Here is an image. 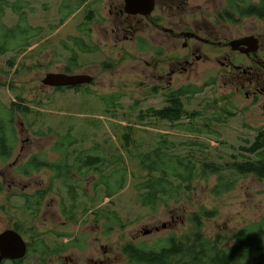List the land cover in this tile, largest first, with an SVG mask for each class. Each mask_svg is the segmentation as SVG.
<instances>
[{
  "label": "rangeland",
  "instance_id": "1",
  "mask_svg": "<svg viewBox=\"0 0 264 264\" xmlns=\"http://www.w3.org/2000/svg\"><path fill=\"white\" fill-rule=\"evenodd\" d=\"M113 1L9 0L8 5L0 3V45L4 36L12 35L17 28L18 31L30 28L37 34L30 40L36 47L33 54L17 60L31 70L22 67L11 75L0 76V83L6 85L0 87V101L7 108L18 98L24 99L29 106L34 98L42 103L41 107L33 108L42 116L34 114L24 120L19 114L15 115L14 156L7 162L0 160V181L5 184L0 194V234L18 227L24 241L33 240L32 251L23 264H128L122 252L126 244L150 246L163 243L173 235H190L191 218L202 210L216 212L214 219L204 223V234L209 238L217 234L230 237L264 219V179L253 176L233 178L235 188L221 196L213 194L217 177L198 181L195 192L181 202L151 211L140 206L131 178L123 191L107 199L101 187L93 190L94 182L99 179L95 174L88 177L73 174V179H82L83 183L77 190L78 216L74 222H68L62 214V202L69 203L66 184L60 180L52 182L54 173L48 169L39 170L31 178L19 175L20 165L35 155L51 163L59 162L60 156L54 147L58 136L67 134L76 138L71 148L74 156L91 151L96 145L103 151H113L118 147V135L124 133V128L136 126L144 150L155 144L159 136L168 137L177 144L203 141L215 160L229 161L239 148L251 145L258 130L264 129V97L260 96L259 101L246 98L236 91L237 85L226 80L224 73L220 76V66L215 62L218 48L206 50L215 51L211 63L197 64L193 71L187 67V71L181 70L171 78L174 68L170 60L176 55L173 52L178 50V55H185V50L173 49L167 44L165 53L158 55L156 49L140 48L136 38L124 42L123 35L117 32L122 19L115 20V16L110 15L109 5ZM190 1L191 5L187 4L188 10L184 12L185 19L199 25L205 19L215 23L217 15L227 7V0ZM259 1L250 0L252 3ZM15 5L19 9L23 7L26 19H19ZM90 12L94 17L88 21ZM157 14H160L159 9ZM165 14L177 15L178 12L171 10ZM238 16L236 14V18ZM240 20L239 24L227 22L224 27L212 26L220 32V39L260 34L264 47V20L243 17ZM145 29L148 31L138 37H149L152 29ZM17 41L14 39L15 43ZM7 60L0 55L3 73L8 72ZM110 61L114 67L107 70ZM250 64L242 59L240 65ZM205 67L214 69L207 73ZM67 68L72 70L71 75L91 76L93 84L63 91L43 85L47 75L66 73ZM187 85H193L196 94L184 99L186 110L199 114L194 126L203 122L211 125L209 135L187 132L188 120L176 127L166 123L153 125L155 119L139 124L141 112L165 107V92ZM217 119L220 122H216ZM32 121L33 127L30 126ZM73 160L74 157L69 164H73ZM133 167L134 163H130V171ZM10 186L16 188V196L10 194ZM50 187L52 191L41 203L40 211L32 215L25 213L21 194L43 192ZM85 204L90 209L86 214L87 222L82 214ZM98 209L115 212L121 225L108 231L105 223H94L92 213ZM60 250L64 251L58 254Z\"/></svg>",
  "mask_w": 264,
  "mask_h": 264
},
{
  "label": "trees",
  "instance_id": "2",
  "mask_svg": "<svg viewBox=\"0 0 264 264\" xmlns=\"http://www.w3.org/2000/svg\"><path fill=\"white\" fill-rule=\"evenodd\" d=\"M2 1L6 5L9 4V0ZM14 9H19V6L15 5ZM220 14L225 15L228 22L233 24L240 23L241 17L263 19L264 0H260L259 3H252L250 0H227V7ZM236 14L239 15L238 19ZM91 19L92 13H89L87 20ZM28 29H25L26 32H32V29ZM31 37H37V34ZM18 38L14 37L15 40ZM21 38L24 39V36L21 35ZM65 72L72 74L69 68ZM195 91L194 87H184L180 91L182 100L175 95L176 93H170L166 96L165 107L143 111L137 121L141 124L149 118L155 119L156 123L165 122L169 127H176L177 124L188 120L190 127L187 132L198 136L209 135L211 125L203 122L202 125L194 126L193 122L197 120L199 114L189 113L184 104V99L196 94ZM112 104L113 102L110 106ZM41 105L39 102L38 107ZM16 114L24 120H28L34 114L37 117L42 116L29 105L26 107L14 103L9 108L2 107L0 108L2 134H5V127L14 125ZM216 122H220V119ZM30 126L33 127V121ZM138 134L136 126L126 127L124 133L118 135L119 144L113 151H103L96 145L93 150L82 151L76 156L71 152V148L76 144L74 141L76 138L70 134L58 136L54 151L59 154L60 161L51 163L37 156L23 167L21 173L30 170L33 164L38 172L41 169L53 172L52 182L60 180L67 185L69 203L62 202V214L68 222H74L78 216L80 205L77 190L82 188L83 183L82 179H73V174L81 177L95 174L99 179L94 182L93 190L97 191L98 187H101L107 199H112L123 191L131 178L132 189L137 193L140 206L151 211L168 208L174 203L181 202L195 192V184L198 181H207L212 177H217V184L213 188L215 196L233 190L236 185V181L233 180L235 177L253 176L264 179V129L258 130L251 145L239 148L237 154L232 155L229 161L221 158L215 160L213 153L203 141L177 144L168 137L159 136L155 144L152 143L148 150H144L141 144L142 137ZM0 154L5 158L3 150H0ZM72 157L73 164H69L68 161ZM130 163H134L131 171ZM51 191V187L46 191H39L35 202L28 198L24 205L25 213L32 215L39 212L41 203ZM87 195L85 191L84 196ZM89 210L85 204L82 213L85 222L89 220L86 219ZM92 216L97 225L105 223L108 231H112L114 226L121 225L115 212L110 210L98 209ZM215 216V211L202 210L191 218L193 230L190 235L179 237L173 235L163 243L158 242L150 246L129 243L123 247V255L128 264H264V219L242 228L230 237L217 234L209 238L204 234V223Z\"/></svg>",
  "mask_w": 264,
  "mask_h": 264
},
{
  "label": "flooded vegetation",
  "instance_id": "3",
  "mask_svg": "<svg viewBox=\"0 0 264 264\" xmlns=\"http://www.w3.org/2000/svg\"><path fill=\"white\" fill-rule=\"evenodd\" d=\"M86 1V0H84ZM1 4L4 5L3 1H0ZM190 0H154L155 8L154 11L148 15H142V14H134L127 11V5L126 0H114L113 3L109 5L110 7V15L115 16V20L118 18H121V22H119L118 30L120 35H123L124 42L128 41H134L135 38L137 39L138 45L140 48L143 49H156V53L158 55H163L165 53V50L168 47L176 49V48H182L185 50V55H178V50H174L173 55L171 57V64L173 71L171 72L170 76L171 78L175 77L179 71L184 70L187 71V67L193 71L196 69L197 64H208L212 62V57L214 56L215 51L208 52V47H215L219 50L217 59H216V65L220 66V76L224 73V76L226 80H229L234 85H237L236 91L239 93L244 94L246 98H253L257 101L260 100V96L264 97V47H262V35L260 34H247L241 37H234V38H225L220 39L221 34L217 30L216 27L223 26V24H226L228 22L227 17L225 15H221L220 13L217 15V19L215 23L212 24L207 20H203L201 24L199 25L196 23V21L193 24L191 22H188L185 19L184 12L188 10L187 4H190ZM191 5V4H190ZM1 6V5H0ZM21 7L18 10H14L18 15L19 19H26L27 15L22 11ZM159 9L160 14H157V10ZM177 10L178 14H165V11H171V10ZM131 10H142V8L138 5ZM130 10V11H131ZM3 10H1L2 12ZM92 18L94 17L93 12ZM1 17V13H0ZM264 20V18L262 19ZM241 22V20H240ZM229 23V22H228ZM239 24V23H238ZM146 28H151L152 30L149 32V37L143 38L138 37L140 34L146 33L148 30ZM142 27V28H140ZM144 27V28H143ZM122 34H121V33ZM31 34V36L35 35V32H26V30L14 31L12 35H6L4 36L3 40L1 41L0 45V55L1 57H7L8 60L6 62V68L8 72H2L0 71V76H7L8 74L11 75L12 71L18 72L23 67V70L30 71L31 68H26L25 65L21 63H17L18 58H22L24 55L33 54L36 47H33L32 44H30V40L35 39L36 37H29L27 34ZM21 35L24 36V39L21 38ZM18 36L17 43L14 42V37ZM254 39L257 40L258 49L257 51H254ZM232 44V45H231ZM98 47V46H97ZM99 48V47H98ZM263 49V50H262ZM162 53V54H161ZM31 54V55H32ZM31 59L34 58V56L30 57ZM242 59H246L250 61L249 66H242L240 65L242 63ZM182 64H184V68L182 67ZM154 66H159V63H154ZM108 68L105 69H113L114 63L110 61ZM214 69V68H213ZM210 67H205V72L210 73L211 70ZM66 74V73H63ZM71 75V74H67ZM220 76L218 78H220ZM93 84V83H92ZM171 82H169V85ZM208 85V83H206ZM6 87L5 84L0 83V87ZM210 86V85H208ZM84 86L78 87V88H52L57 91H63V90H76L81 89ZM189 88L193 87V85H187V86H181L178 89H171L163 94V100L166 104V96L170 93L174 92L175 95L178 96L180 100H182L181 97V90L183 88ZM156 91V90H155ZM156 92H153V94ZM158 94V91H157ZM35 100L31 101V108H37L38 106V100L34 98ZM22 98H18L15 101L12 102V104H16L19 106H28L26 101L23 103ZM11 104V105H12ZM6 107L4 106L0 101V108ZM150 110V109H148ZM147 111V110H146ZM144 111V112H146ZM149 119V118H148ZM165 122H154L157 126L164 124ZM24 126V125H22ZM2 129L0 128V150L4 151L6 154L2 158L0 154V160L3 162H7L9 159L13 158L14 152H15V136H16V129L15 125L11 127H5V134H2ZM13 137V140H12ZM37 157L32 156L28 159L27 162L20 165V176L31 178L35 173H38V170H36L31 165L30 170H25L24 173H21L23 167L27 166L30 162L33 161V158ZM1 186V193L4 192V186L5 184L0 181ZM11 189L9 191L10 194L17 193L14 191L16 188L13 186H10ZM25 192V191H22ZM39 191H36L32 194H26L22 193L23 196V204L26 203L28 198H31V201H36V195ZM10 230L16 232L21 236V238L24 241L23 236L20 234L18 227H13ZM8 231V230H7ZM33 240H27L24 241L26 243V255L21 260H4L2 264H23L32 251L33 248Z\"/></svg>",
  "mask_w": 264,
  "mask_h": 264
},
{
  "label": "water",
  "instance_id": "4",
  "mask_svg": "<svg viewBox=\"0 0 264 264\" xmlns=\"http://www.w3.org/2000/svg\"><path fill=\"white\" fill-rule=\"evenodd\" d=\"M127 11L134 14L150 15L155 8L154 0H126ZM142 10H131L136 6ZM131 10V11H130ZM232 45V44H231ZM254 51H257V40L254 39ZM94 79L88 75L49 74L43 85L50 88H78L91 85ZM26 255V243L21 236L12 230L0 234V264L4 260H21Z\"/></svg>",
  "mask_w": 264,
  "mask_h": 264
}]
</instances>
